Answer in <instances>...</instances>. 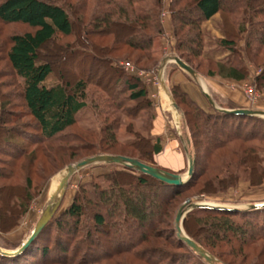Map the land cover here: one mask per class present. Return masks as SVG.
I'll return each mask as SVG.
<instances>
[{
  "label": "trees",
  "instance_id": "trees-1",
  "mask_svg": "<svg viewBox=\"0 0 264 264\" xmlns=\"http://www.w3.org/2000/svg\"><path fill=\"white\" fill-rule=\"evenodd\" d=\"M145 1L80 0L75 4L73 0H0L1 22L23 23L31 28L10 35L5 56L21 79L20 96L33 121L31 125L0 127V178L4 180L0 185V232L10 229L20 220L29 201L41 189L42 185L32 179L33 171L29 170L39 160L42 144L54 143L57 148L59 145L68 149L74 147V141L68 140L61 145L59 140L74 137V134H61L76 123V112L87 105L88 84L93 77L87 72L89 74L97 63L106 65L105 72L99 71L98 78L108 75L113 83L102 85L105 97L101 95L98 102L103 106L99 107L95 102L101 132V149L98 152L118 154L111 152L112 149L122 152L123 146L134 147L139 151L138 156L123 155L155 165L152 154L161 149L159 138L154 141L150 133L145 135L133 130L131 122L126 128L135 135L134 139L120 143L116 131L120 121L118 108L123 109L127 101L134 103L124 108L131 116L139 115L140 109L152 106L147 86L139 76L124 70L115 56L116 52L127 47L141 51L143 57L148 58L154 38L164 33L159 18L164 0H148V5L144 4ZM178 1L170 0L168 8L172 17L175 54L201 74L233 79L247 77V60L252 61L257 54L255 51L264 49V0H192L180 6L176 5ZM240 9L243 16L238 17ZM220 11L227 17L222 18L220 27L223 35L217 43L229 51V56L213 59L203 55L201 22ZM227 20L234 24V29L227 28ZM76 28L77 41L79 38L85 45H79L78 41L65 57H70L68 63L71 67L81 69L83 66L85 71L81 69L77 75L68 77L59 71V80L49 81L55 69L52 61L43 57V46L53 42L57 36L75 34ZM194 56L213 62L215 70L200 71L191 62ZM172 64L178 67L176 63ZM254 81L258 87L264 86V66ZM99 82L95 81L97 85ZM170 90L183 111L189 141L187 149L194 158L192 175L183 183L173 184L119 163V168L101 174L108 181L107 185L94 182L92 190L77 192L71 203L59 214L51 216L23 250L15 254L0 252V264H103L126 253L132 256V260H142V264H193L199 261L210 264L177 235L173 220L175 208L167 231L160 229L158 224L166 220L164 215H169L171 198L191 187L199 176V150L205 140L202 156L206 163L236 139L238 147L229 150L232 153L237 151L236 164L243 170L247 169L251 182L264 178V166H260L256 148L253 144L245 147L247 130L242 133L239 126L243 121L264 125V117L227 112L211 103V110L205 109L179 83L170 86ZM138 100L143 101L142 106ZM5 104L6 101L0 103V126L5 121L2 119ZM233 119L240 120L237 126ZM147 126L150 129L151 124ZM255 128L250 129L248 138L263 140L264 129ZM118 144L122 146L118 147ZM228 159H232L231 156ZM19 171L24 173L22 186L9 180ZM225 179H211L208 184H216L217 181L225 188ZM33 181L36 183L32 186ZM87 216L90 220L85 222ZM182 225L193 240L217 258L215 263L243 264L247 261L248 264H264V206H195L187 211ZM48 230V238L54 241L50 245L44 238ZM161 245L173 249L182 247L185 252L163 249ZM53 252L56 254L51 255ZM118 261L116 259L115 264H119Z\"/></svg>",
  "mask_w": 264,
  "mask_h": 264
},
{
  "label": "rangeland",
  "instance_id": "rangeland-1",
  "mask_svg": "<svg viewBox=\"0 0 264 264\" xmlns=\"http://www.w3.org/2000/svg\"><path fill=\"white\" fill-rule=\"evenodd\" d=\"M73 1L75 2V4L80 3V0H73ZM191 1L192 0H180L177 2L176 5L180 6L185 4V2H191ZM149 3L150 2L146 0L144 4L148 5ZM169 3L170 0H164L162 9L159 14V18L161 20L164 32L165 29L167 30L170 29L172 30V34H173L172 17L168 12V8L170 5ZM240 15L243 16V11L237 13L238 17ZM225 16L227 17V14L220 11L215 13L210 18L209 21L203 20L201 22V28L204 35L203 55L213 59H217L218 58L216 57L217 55H221L220 59H224L229 56V51L223 49L217 43L218 38H220L223 35V31L220 26H221L222 18ZM226 26L229 29L232 28L234 29V24L231 23L229 20L226 21ZM30 29L31 28L28 25L23 23H4L0 21V103L2 101L4 102L6 101L4 107L5 110L2 113V119H4L5 121L2 122V126H0L1 129L7 128L9 126L11 127L12 125L33 124L31 116L26 112V108L23 105V101L20 96L21 79L14 73L12 68L9 66L8 60L5 56V52L10 44L9 43L10 35L13 33L23 32ZM163 35L164 34H160L154 38L150 52L151 55L148 58L143 57L141 51L133 48L128 49L127 47H123L122 50H119L118 52L115 53L116 54L115 56L117 57L116 59L120 61L119 63L121 65L123 61L130 62L132 67L129 68L123 67L124 70L140 77L143 83L147 86L148 96L150 97L152 102L151 107L145 110L140 109L138 111L139 115L135 114L134 116L129 115L125 110L129 107V105L133 103L132 101L130 100L127 101V104H125L124 106L125 109L118 108L120 121L116 130L117 138L120 143H122L123 141H130L135 138V135L132 133V131H129L128 128H126V125L129 122H131L133 130H139L142 134L145 135L150 133L152 135V140H154L155 135L152 133V129L154 126L156 112L159 111L161 117H164L165 124L167 127V132H166L167 135L166 137L164 135L158 136L161 143V149L158 152H154L152 154V162H154V164L158 167L159 166H161V168L165 167L170 169L171 171L181 172L184 175H187L186 167L188 166V163L186 166L185 157L180 149L181 146L179 145V143L175 138L176 132L182 133L184 136L183 138L184 145L185 147H188L189 141L187 140L185 141V137L187 136L188 138V134H186L188 132L183 121V111L178 106V111L181 114V117H180V125L177 128L174 125V119L177 116L179 119V114L176 113L174 108L171 107V105L169 104L170 101L169 96L163 91L161 95L162 89L159 88V84L157 82V72L160 68H164L165 65V64L163 66L161 65L162 62L161 57L163 56V54L165 53V54L177 55L175 54V50L173 48L174 41L171 43L169 41L167 42L164 41L162 43L159 42L160 37H162ZM76 37H77V28L75 29V34L68 36H62V35L57 36L56 39L53 40V42H49L43 46V51H42L43 57L51 60L53 63V67L55 69V72L50 74L49 81L50 80L55 81L56 79L59 80V78L61 77V75H59L58 73L59 71L64 72V75L66 77L70 76V74L77 75L79 73L78 71H81V69L85 71L83 66L81 67V69H78L75 66L74 68L71 67V64L68 63L71 61L70 57L69 59H66L65 57V54L68 52V50L71 47L75 46L78 43V41H79V45H83V46L85 45L82 43V41L79 38L77 41ZM243 39L244 38H242V40ZM242 40L240 42H242ZM255 52H257V54L253 56L254 59L252 61L247 60V77L242 78L239 81L229 82V84L224 81L221 83V85L223 86L226 85L231 89L239 90L242 93L245 102L243 103V105H240L239 107H249V108L264 110V86L258 87L254 81L255 76L262 72L264 66V49L260 48ZM172 55L168 57H172ZM172 62L175 63L174 61ZM172 62L167 65L165 75H163L164 72H162V75L165 77V83L167 84L170 93H171L170 86L177 83L174 82V80L171 78V68L173 66L170 65H173ZM191 62L195 66H197V68L200 71L203 72H206L208 68L211 70H215L216 68L213 62H210L208 60H202L198 56L191 57ZM65 64L67 65L66 67H68L67 69L65 68ZM104 69H106V65L97 63L95 64L93 69L89 72V74L87 72V75L93 76L92 79L90 80V83L88 84V94H89L88 103L87 105L81 107L76 112V119H77L76 123L61 134L62 136L63 135L68 136L74 134L75 138L71 136L69 139L65 137L59 140L61 145L63 143H68L69 141H74L73 142L74 147L68 149L66 148L67 146L59 145L57 148V146H55L54 143L53 145L48 143L42 144L43 150L39 152V160H36L34 165H32L33 167L30 166L32 168H30L29 170V171L31 170L33 171L31 174L32 179L39 181V183L42 185L41 189L29 201L27 209L21 216L20 220L10 229L0 232V244H1L0 246L4 248H15L25 239V237L31 231L37 219L39 218L46 203L48 202L51 191H53L57 186V184L59 183L61 178V172L64 170V168L67 165L75 163L88 156L94 155L93 153L95 152L101 153L98 152L101 149L100 147L101 132H99L100 119L98 118L99 113H98V109H96L95 102L101 101L102 99L101 95L105 97L104 96L105 91L102 89V85L105 86L104 85L105 82H107L108 86L113 85L112 81H110L111 79L108 78V75H106L105 77H103L104 76L103 75L102 77L98 78L100 73L99 71L103 70L104 73L105 72ZM97 73L98 75H96ZM203 75L211 78L213 77L215 78V76H218L216 74L208 75L206 73H204ZM199 79L202 80V77L200 76ZM96 80L100 81L98 85L95 83ZM231 84H233V86ZM205 86L206 85L203 84V87ZM244 86L247 87V89L251 90V95H248V93L245 92ZM210 91L212 92L213 97L221 102L220 103L221 105L220 104L217 105L216 103L214 104L211 103V104L214 107L216 106L225 107L226 105L225 103H223L226 101V99H224L225 96L221 93H218L217 90L214 91L210 90ZM171 95L173 96L172 93ZM138 101L139 104H141L142 106L143 101L142 100H138ZM223 104L225 106H223ZM98 106L99 107L103 106V103L98 102ZM205 109L211 110L210 103L206 104ZM172 111L174 114V118L172 115ZM233 121L235 125L238 122H240L239 119H233ZM147 124H151L150 129H148L149 127L147 126ZM239 126H240V131L242 133H245L247 130L248 137H249L248 134L250 129L254 127H256L255 129L257 130L264 129V125H261V123L254 121H248V122L246 121V123L243 121L242 125ZM90 131H94V132L91 133ZM248 137L247 140L244 141L245 147L246 145L253 144L256 148L255 149L256 154L261 159L260 166L261 167L264 166V139L259 140L257 138L254 139ZM206 142L207 140L203 142L204 144L200 145L199 152H200L201 167H199L198 169L199 176L195 179L194 184L191 187L185 189L181 194L174 195L171 198V207L170 206L168 207L169 215L163 216V218L166 217L165 218L166 220L158 224V227L160 229H166V231L168 230V228L170 227L169 223L170 220L172 219V215H173L172 212L174 208L176 209L173 218L175 224V216L177 210L187 200L189 201L202 200V201L224 204L228 206L237 205L238 208H246L245 206H247L249 203L264 201V178L261 177L259 179H256V181H253L255 183L251 182L252 177L248 176L247 169L243 170V168L240 165L236 164L238 161L237 151H234V153L229 151L231 148L234 149V147L236 148L238 147L237 140L235 139L234 141L230 142V144L226 145V148L224 149L221 148L218 151L219 154L216 153L217 155L215 154L216 155L215 157L209 158L208 163H206V161L202 156ZM121 146L119 145L118 147ZM174 147L178 148V150H174ZM122 148H123L122 152L116 151L118 150L117 148L112 149L111 152H117L118 154L121 153L122 155L123 154H128L133 156L139 155V151L134 147L131 148L129 146H123ZM170 149H173V151ZM172 152L174 157L177 159V161H179V163L177 164V166L164 165L162 162L165 163V158L170 154H172ZM187 153L188 156L189 154L192 155L190 151H187ZM229 156H231L233 160L228 159ZM146 162L150 163L149 161ZM119 167L120 165L118 162L97 161V162L89 163L74 171L68 178V184L66 190L54 214L57 215L61 211H63L71 203L74 195L77 192H81L83 189L92 190L93 189L92 183L98 182L101 185H107L108 181L104 179L103 176H101V174ZM16 173L17 174L15 175V177L9 180H11V182H16L18 186L24 185V173L22 171ZM40 175L44 176L45 179L42 180V177ZM220 178H226L224 184H227V187L223 188L219 186L217 184V181L216 184H211V185L208 184L209 180L211 179L220 180ZM3 181L4 180L0 178V185L3 184ZM35 183L36 182L33 181L32 186ZM88 216H90V214ZM88 216L84 219L85 222L86 221L88 222L90 220ZM251 216L254 217V215ZM49 232L50 230H48L44 235L45 241L48 243V245L54 242L53 238H48ZM42 241H44V239L41 240V242ZM161 247L163 249L166 248L173 249L168 245H161ZM173 250L178 252H185V249L182 247H176ZM52 254H56V252L51 253V255ZM38 258H39L38 261H40L41 257L38 256ZM116 259H119L118 261L119 264H142V260L137 261L135 258L132 260V256L127 253L121 254L118 258H114L110 262H105L103 264H115L114 261ZM130 261H133V263ZM43 264H59V263L49 262ZM193 264H203V263L199 261V263L193 262ZM243 264H248V263L247 261H244Z\"/></svg>",
  "mask_w": 264,
  "mask_h": 264
},
{
  "label": "water",
  "instance_id": "water-1",
  "mask_svg": "<svg viewBox=\"0 0 264 264\" xmlns=\"http://www.w3.org/2000/svg\"><path fill=\"white\" fill-rule=\"evenodd\" d=\"M171 58L179 67L184 69L186 72H188L190 75L196 76L195 69L185 60H183L178 55H172V57H165L162 61L161 65L163 66L167 60ZM162 70L163 68H160L158 71L160 82L164 88V91L169 96L170 105L174 108L175 112L179 114L175 118V120L180 124V117L181 114L178 111V104L176 103L175 99L169 92L168 87L165 84V81L162 76ZM205 95L209 98L210 102L214 104L213 100L209 96L208 92L204 90ZM217 108L227 111V112H235V113H246V114H254V115H260L264 116V110L261 109H255V108H249V107H219ZM188 141V139H187ZM187 148V147H186ZM97 161H106V162H118L122 164H126L129 166H133L136 169L148 173L152 175L155 178H158L160 180H163L168 183L173 184H180L185 182L193 173L194 168V158L191 154L188 156V166H187V175L186 177H183V173L181 172H175V171H169L166 169H163L161 167H158L156 165L141 161L135 157H130L122 154H109V153H99L95 155L88 156L86 158H83L75 163L67 165L64 170L61 172V178L57 186L53 191H51L49 195V200L46 203L45 207L43 208L39 218L37 219L36 223L34 224L31 231L28 233V235L25 237V239L15 248H4L0 246V252L4 254H15L23 250L30 242L31 240L39 233V231L42 229V227L47 223V221L51 218V216L54 215L55 211L57 210L59 203L62 199V196L66 190L67 184H68V178L69 176L76 171L77 169ZM201 205H210V206H220V207H231V208H238L237 205L228 206L224 204L219 203H213L208 201H189L187 200L184 204H182L179 209L177 210L176 216H175V227L177 230V235L185 240L193 249L198 252L201 256H203L206 261H208L210 264H219L215 263L217 261V258L211 254H209L201 245H199L195 240H193L184 230L181 222L186 214L187 211H189L191 208L195 206H201ZM264 206V201L262 202H254L249 203L246 208L248 207H260Z\"/></svg>",
  "mask_w": 264,
  "mask_h": 264
},
{
  "label": "crops",
  "instance_id": "crops-1",
  "mask_svg": "<svg viewBox=\"0 0 264 264\" xmlns=\"http://www.w3.org/2000/svg\"><path fill=\"white\" fill-rule=\"evenodd\" d=\"M211 17H209L206 20L209 21ZM163 34L164 35L162 37H160V39H159V42L160 43H162L164 41H166V42L169 41L171 43V42L174 41V37H173V34H172V30L165 29V32ZM164 37H166V38H164ZM170 55H172V54H165L164 53L163 56L161 57L162 58L161 61H163L165 57H168ZM216 57H218L217 59H220L221 58V55H217ZM171 62L172 61H170L168 59L167 62L165 63L164 68L162 70V72H164L163 75H165V71H166L167 65L170 64ZM170 66H173V65H170ZM195 71H196V76L197 77H194V76L190 75L188 72H186L184 69H182L179 66L178 67L173 66L171 68V78L174 80V82L179 83L181 85V87L195 101H197L199 103V105H201L203 108L206 107V104L212 103V102H210L209 98L205 95L203 89L208 92V94L211 97V99L213 100V102L216 103L217 105H219L221 102L218 101L216 98L213 97V94H212V92L210 90H212V91L217 90L218 93L223 94L225 96L224 99H226V101L223 102V103H225V105L227 107H231V106L232 107H239L240 105H243V103L245 102L244 101V98L242 96V93L239 90L231 89L230 87H228L226 85L225 86L221 85V83L224 82V81L229 84V82L239 81L241 79H233V78H227V77L225 78V77H220V76H215V78L214 77L211 78V77H208V76H204L201 73L199 74V72H197V70H195ZM199 75L202 77L203 83H202V80L199 79L200 78ZM163 79L165 81V77L164 76H163ZM203 84L206 85V86L203 87ZM166 86H167V84H166ZM159 88L162 89L161 90V95H162V93L165 92V91H164V88H163L161 82H160ZM169 104H170V101H169ZM225 105L223 104V106H225ZM172 115H173V118H174L173 111H172ZM166 132H167V127H166V124H165L164 117H161L160 112L157 111L156 112V115H155L154 126H153V129H152V133L155 135L154 141L157 138H159L158 136H163L164 135L166 137V135H167ZM175 138H176L177 142L179 143V145L181 146L180 149H181V151H182V153H183V155L185 157V164L187 166V163H188V153H187V151L188 150H187V148L184 145V141H183L184 136H183L182 133H179V132L177 133L176 132ZM187 139L188 138L186 136L185 137V141ZM170 150L173 151V149H170ZM174 150H178V148L174 147ZM162 163L164 165L177 166V164L179 163V161H177V159L174 157L173 152H172V154H170L169 156H167L165 158V163L164 162H162Z\"/></svg>",
  "mask_w": 264,
  "mask_h": 264
},
{
  "label": "built area",
  "instance_id": "built-area-1",
  "mask_svg": "<svg viewBox=\"0 0 264 264\" xmlns=\"http://www.w3.org/2000/svg\"><path fill=\"white\" fill-rule=\"evenodd\" d=\"M169 60L170 61H173L171 58H169ZM122 65H123L124 68L132 67V65L130 64L129 61H125V62L123 61L122 62ZM158 72H157V82L160 85V78H159ZM231 85L233 86V84H231ZM244 88H245V92L248 93V95H251V90L250 89H247V87H245V86H244ZM174 125L178 128L180 124L174 119Z\"/></svg>",
  "mask_w": 264,
  "mask_h": 264
},
{
  "label": "bare ground",
  "instance_id": "bare-ground-1",
  "mask_svg": "<svg viewBox=\"0 0 264 264\" xmlns=\"http://www.w3.org/2000/svg\"><path fill=\"white\" fill-rule=\"evenodd\" d=\"M187 173V172H186ZM183 175V177H186V175H184V174H182ZM213 203H215V202H213Z\"/></svg>",
  "mask_w": 264,
  "mask_h": 264
}]
</instances>
